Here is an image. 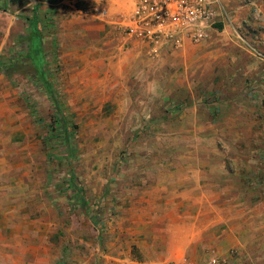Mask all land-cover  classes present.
<instances>
[{"label":"rangeland","instance_id":"374dc122","mask_svg":"<svg viewBox=\"0 0 264 264\" xmlns=\"http://www.w3.org/2000/svg\"><path fill=\"white\" fill-rule=\"evenodd\" d=\"M62 1H0V264H171L182 254L166 248L149 196L157 198L164 179L179 176L181 162L199 160L198 146H213V159L224 163L225 174L247 178L250 191L256 184L262 191L264 168L247 167L245 153L238 151L250 148L262 160L264 138L233 131L208 138L183 128L189 122L177 116L190 105L178 80L180 68L194 61L185 52L164 54L151 70L137 73L156 84L149 90L151 101L166 99V109L159 108L166 118L120 119V113L127 117L149 108L140 104L146 98L137 102L144 91L131 88L129 62L104 68L98 36H68L75 30L66 25L72 17L77 27L78 20L99 22L91 12L100 0ZM197 44L208 51L205 41ZM183 77L187 81L189 72ZM161 80L164 89L157 87ZM191 86L208 98L195 78ZM134 92V101L126 104L124 98ZM241 106L205 110L215 115L213 126L235 117L241 127L244 115L234 111ZM255 251L247 249L234 260L264 264Z\"/></svg>","mask_w":264,"mask_h":264},{"label":"crops","instance_id":"0c3cea01","mask_svg":"<svg viewBox=\"0 0 264 264\" xmlns=\"http://www.w3.org/2000/svg\"><path fill=\"white\" fill-rule=\"evenodd\" d=\"M75 1L79 3L81 0H64L60 5ZM133 1L100 0L94 8L107 7L106 21L78 20L77 27L76 17H72L66 24L69 29L75 30L68 36H98L96 39L101 50L99 62L104 68H119V65L129 62L127 69L134 76V81L130 82L131 88L144 91L137 102L146 98L140 104L149 108L145 107L140 114L136 111L127 114V117L125 113H120L119 118L136 120L145 115L144 118L152 121L165 119L166 99L151 101L149 90L156 84L141 79L137 73L151 70L156 58L164 54L181 52L182 55L185 52L194 61L189 67L180 68L182 74L178 80L180 87H185L186 103L190 105L177 116L184 124L189 122L183 128H189L192 136L200 134L208 138L229 137L232 131L238 137L264 138V0H222L232 16V24L224 29L220 26L207 29L203 46L208 51L203 52L198 44L188 42L181 48L160 49L146 39L127 35L125 30L130 23ZM200 53L205 58L200 59ZM197 61L200 62L196 66ZM187 71L189 79L185 81L183 73ZM194 78L202 88H206L204 93H207V99L190 87ZM158 82L160 85L157 87L164 89L165 81ZM118 87L116 90H119ZM135 97L134 92L127 99L124 98L125 103L129 105ZM235 102L243 105L241 109L234 110L244 115L239 118L241 127L234 124V121L237 123L235 117L221 119L218 125H211L215 115L207 113V107ZM251 102L261 105V109L247 107ZM159 108L164 110L160 112ZM222 109L219 108L220 114ZM183 128L181 130L185 135L189 130ZM233 128H237V131ZM261 146L264 148V140ZM195 149L201 153L199 160L181 162L177 168L179 176L165 178L164 183L161 182L164 184L161 194L157 198L151 194L148 199L151 216L159 218L153 223L164 226L166 248L179 249L182 254L181 258L175 256L170 263L177 264L176 261L182 259L188 264H210L214 259L218 264H234L236 261L240 264L247 249L251 254L256 250L255 254L261 259L264 257V189L261 191L256 184L255 189L250 191L247 178H232L225 174L224 163L213 159V146H198ZM227 152L231 155L229 149ZM243 153V158L248 160L244 162L247 167L251 163L264 168V159H258L250 148L238 151V154ZM250 154L255 155L254 160ZM239 254L241 258L234 260Z\"/></svg>","mask_w":264,"mask_h":264},{"label":"built area","instance_id":"2783aa9c","mask_svg":"<svg viewBox=\"0 0 264 264\" xmlns=\"http://www.w3.org/2000/svg\"><path fill=\"white\" fill-rule=\"evenodd\" d=\"M89 11L86 10V13ZM98 20H107L106 8H94ZM232 24L222 0H134L126 34L152 42L157 48H181L206 39L207 29ZM179 264H188L180 261Z\"/></svg>","mask_w":264,"mask_h":264},{"label":"trees","instance_id":"16d2710c","mask_svg":"<svg viewBox=\"0 0 264 264\" xmlns=\"http://www.w3.org/2000/svg\"><path fill=\"white\" fill-rule=\"evenodd\" d=\"M0 1H2V0H0ZM63 124L65 125V123L63 122Z\"/></svg>","mask_w":264,"mask_h":264}]
</instances>
